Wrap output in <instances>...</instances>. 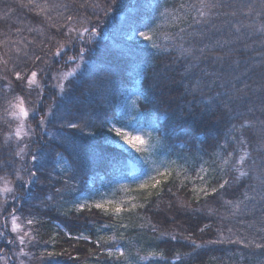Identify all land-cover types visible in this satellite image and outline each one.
I'll return each mask as SVG.
<instances>
[{
  "label": "snow or ice",
  "instance_id": "snow-or-ice-1",
  "mask_svg": "<svg viewBox=\"0 0 264 264\" xmlns=\"http://www.w3.org/2000/svg\"><path fill=\"white\" fill-rule=\"evenodd\" d=\"M125 6L124 0H27L8 8L42 14L43 21L30 19L46 28L18 18L24 26L6 27L20 39L4 33L0 41L7 46L0 57H8L0 70V262L62 264L58 258L68 256L77 264L79 252L72 256L71 249L83 242L93 246L98 264H133L136 257V264H185L223 246L236 248L232 257L244 261L242 246L259 257L254 264H264V0H137L125 36L138 42L125 54L145 53L153 76L157 60L179 69L178 81L153 82L143 95L135 86L121 88L109 66L88 64L104 32L98 17ZM168 24L175 31H164ZM24 32L37 35L28 39ZM250 40L262 49L258 63L243 55ZM253 75L257 87L248 82ZM177 83L181 97L193 99L174 116L161 95L171 96ZM82 97L95 106H71ZM161 111L168 114L164 125ZM192 127L204 139L190 135ZM87 129L108 147L85 160L78 134ZM93 161L104 165L102 175L87 173ZM53 213L67 227L43 239ZM153 219L175 227L160 231ZM245 229H255L253 238ZM197 233L215 238L197 242ZM145 237L155 247L145 255L137 247L133 257L130 249ZM173 242L193 251L169 257L156 250Z\"/></svg>",
  "mask_w": 264,
  "mask_h": 264
},
{
  "label": "trees",
  "instance_id": "trees-1",
  "mask_svg": "<svg viewBox=\"0 0 264 264\" xmlns=\"http://www.w3.org/2000/svg\"><path fill=\"white\" fill-rule=\"evenodd\" d=\"M137 0H124L125 7L121 9L120 11H123L126 9V7H131L134 8L137 6L136 3ZM65 2H68V0H65ZM79 2V0H77ZM106 2V0H101V3ZM23 3L26 4L27 0H0V41L5 39L4 33H9V38L11 40H19L20 37L15 34L14 28L12 29L11 32H9V28L6 27V24L9 26L15 25V26H24V25H18L17 20L23 19L25 24L30 25L33 28H46V25L43 23H33L30 19L31 16L35 15L38 16L39 21L44 20V16L42 14H38L37 12H32L31 14L27 13L26 9H18L15 12L8 13V8L13 7L16 8L18 4ZM115 12V11H114ZM119 12V11H118ZM5 13H8V16L5 17ZM89 16H91L93 22L97 19V17L92 16L91 12L89 11L88 13ZM53 16H55V13H53ZM104 15H100L98 18L101 21V24L107 21H105L106 18H104ZM108 17V16H107ZM103 23V24H104ZM101 24L99 25L100 27ZM174 27L170 26L165 30L166 32L168 31H173ZM47 34V32H45ZM25 37L28 39H32L34 36L37 35V33H32L29 34L28 32H24L23 34ZM57 39H60L59 37ZM138 41H128L125 40L124 42H120L115 44V46L109 47L105 54L100 56L99 58H96L94 60V64H100L103 63L111 68V71L113 72L115 78H116V83L121 87V88H131L133 86L137 87L140 89V91L143 93V89L146 87H149L151 83L155 82L158 85L161 83H166L170 79L174 80H179V76L177 75L179 69H170V68H165V64H170V59H164L163 61L157 60L155 62V75L153 76L152 72L144 66V62L141 59L144 57L146 54L143 52H136L134 56H129L125 54V49L131 47V49H135V43ZM250 44V50L248 52L243 53L244 57H251L255 62H259L260 57L258 53L262 51L259 41H256L253 43L251 40L248 41ZM144 47H147L145 45ZM7 50V46L4 44H0V52H4ZM96 54V53H95ZM20 55H23V52L20 53ZM8 59L7 56L0 57V70L3 69V60ZM12 65L11 62L8 64V68L11 69ZM147 73V76L145 75ZM0 74H3L0 72ZM9 77H11V72L9 71L8 73ZM255 81L256 83H253ZM249 83L253 84V87H257L259 84V76L258 75H253L252 80L248 81ZM158 93L160 92L159 87L157 88ZM183 92V88L180 86L179 83L175 85V90L172 92L171 96L167 93L166 90H164V94L161 95V100L164 102V107L168 108L170 113L172 115L177 114V108L178 106H183L187 102L192 101L191 96L187 97H181L180 93ZM251 95V94H250ZM252 100L255 105H259L260 101L256 98L255 95H252ZM142 105V101H140ZM71 106L80 109H88L90 107L95 106V101L91 100L87 97H82L78 99H74L71 101ZM186 110V109H185ZM117 115H118V109H117ZM160 116L163 117V119L160 121L161 125H164L168 121V114L165 112L161 111L159 113ZM257 117H260V112L257 111L255 114ZM252 119V117H249ZM261 119H264V117H261ZM239 123V122H237ZM53 132H55V128L52 129ZM88 131H95V129H87L84 133H80L78 135L81 136L82 138V143L85 145V160H88L93 156V154L99 150L108 147L105 145L104 141L100 138H90L87 135ZM169 131H171V128H169ZM190 135H199L200 139H204V136L202 133H197L196 129L194 127L188 129ZM163 135V133H161ZM173 139H175V136H173ZM65 155H67L65 153ZM71 163V161H69ZM86 171L89 175L94 174L95 172H100L101 175L104 172V165L103 164H97L96 162H90L86 163ZM128 173L131 174L132 168L129 167L127 169ZM110 176H106L105 178H109ZM100 184V180L97 177L96 180V185L98 186ZM175 190V189H173ZM249 195H253L252 193H249ZM181 198L183 200H188L187 196H184L181 194ZM167 198H165L166 201ZM226 199H233L232 196H227ZM257 199H259L257 197ZM213 207L219 208L220 206L217 204H213ZM257 207V212H256V227L259 228L261 225L259 224V205ZM221 211L225 210L223 208L220 209ZM225 214H227L225 212ZM239 215V214H237ZM135 219V217H134ZM249 220H252L253 217H248ZM58 222L59 224H57ZM138 223L141 221H137ZM153 223H158L159 224V229L160 231H172L174 229V225L171 224H165L162 222H158L157 220L153 219ZM57 225H59V228H57ZM67 227V225L63 222L61 218H58V214L53 213L52 216L50 217V223H46L44 227L41 229V231L44 233L43 239L48 238V234L51 231H60L62 232L63 229ZM187 227V225H185ZM71 230V229H70ZM178 231H183L182 228L177 229ZM249 234V238H253V233L255 232V229H245ZM75 234V232H74ZM187 234V233H185ZM136 234L133 233L132 236L134 237ZM151 235V234H149ZM156 235H159L157 233ZM194 238L197 240V242H201V240H209V239H214L215 237L213 235L205 234L203 237L200 236V234H196ZM259 242V240H257ZM60 244L63 245V248L68 249L69 244L65 242L63 239L60 240ZM93 246L90 244H84L81 242L77 248L71 249L72 256H75L77 251L79 252V261L77 264H98V261L96 257L92 256L91 253L89 252V248H92ZM137 247H140L142 251H151L152 247H155V245L149 246L147 242V237H145V241L143 243H140L137 245ZM225 250H220V248H217L214 251H209L207 253H201L199 257L189 259L185 261V264H254V262L259 259V257L251 255L248 253L247 250H244L243 247H240L241 251H244L245 254L247 255L248 259L244 261H240L238 258H233L232 253L236 252L237 249L234 247L230 246H223ZM57 251L61 250L60 247L58 246ZM157 251L163 250L165 252V255L172 257L176 252L180 253H190L193 251V249L190 246H184L182 244H176L173 242L172 244H164L160 243L159 247L156 248ZM61 260L62 264H72V260L68 257H61L58 258ZM103 259V257H101ZM148 264V263H147Z\"/></svg>",
  "mask_w": 264,
  "mask_h": 264
},
{
  "label": "rangeland",
  "instance_id": "rangeland-1",
  "mask_svg": "<svg viewBox=\"0 0 264 264\" xmlns=\"http://www.w3.org/2000/svg\"><path fill=\"white\" fill-rule=\"evenodd\" d=\"M136 3H137V1H136ZM129 9H131V7H126V9H124L123 11L113 12L108 17L107 16L104 17V18H106L105 21L107 20L105 23L103 21L104 24L103 23L101 24V26L104 29V32L102 35L95 37L96 47H95V50L92 52V59L88 62L89 65L94 64V60L96 58H99L103 54H105L106 50L109 47L115 46V44L120 43V42H124L125 40H127L126 36H125V31H126L125 26L127 24V17L129 15ZM170 26H172V25L171 24L164 25L163 26L164 31L167 30V28ZM173 31H175V29ZM173 31H171V32H173ZM168 32H170V31H168ZM57 91H59V89ZM141 95H143L142 92H141ZM118 114H119V110H118ZM153 142H155V141H153ZM105 179H111V177L105 178ZM253 183H254V181H253ZM99 185L97 187H99ZM0 187H2V185H0ZM221 212H224V211H221ZM56 223L59 224L58 222H56ZM25 250L27 251L28 249H25ZM130 251L132 253V256L136 257L137 245H134L130 249ZM146 252H148V251H146ZM146 252L141 251L140 255H145ZM136 259H138V257H136ZM136 259L133 260V264H136ZM147 263H148L147 261L142 262V264H147ZM0 264H2V262H0Z\"/></svg>",
  "mask_w": 264,
  "mask_h": 264
}]
</instances>
